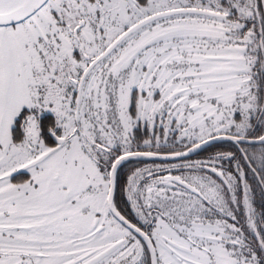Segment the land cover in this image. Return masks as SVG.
<instances>
[{
  "label": "snow or ice",
  "instance_id": "1",
  "mask_svg": "<svg viewBox=\"0 0 264 264\" xmlns=\"http://www.w3.org/2000/svg\"><path fill=\"white\" fill-rule=\"evenodd\" d=\"M256 187L264 0H0V264H264Z\"/></svg>",
  "mask_w": 264,
  "mask_h": 264
},
{
  "label": "flooded vegetation",
  "instance_id": "2",
  "mask_svg": "<svg viewBox=\"0 0 264 264\" xmlns=\"http://www.w3.org/2000/svg\"><path fill=\"white\" fill-rule=\"evenodd\" d=\"M225 149H226V148H225ZM215 150H216V149H209V151H215ZM206 154H207L206 152H202V153L200 154V156L202 157V156H204V155H206ZM191 158H192V159H197V158H199V157H197V156H192ZM143 163H149V164H151V163H162V162H160V161H143ZM132 166H134V165H128L127 167L130 168V167H132ZM138 166H143V164L138 165ZM125 171H127V168H126ZM249 179H250V181H251V177H249ZM253 183L255 184L254 181H253ZM254 197H255V205H256L257 209L260 210V208H261L262 206H264V196L261 195V191H260V189H259L258 187L255 188V191H254Z\"/></svg>",
  "mask_w": 264,
  "mask_h": 264
},
{
  "label": "trees",
  "instance_id": "3",
  "mask_svg": "<svg viewBox=\"0 0 264 264\" xmlns=\"http://www.w3.org/2000/svg\"><path fill=\"white\" fill-rule=\"evenodd\" d=\"M225 148H226V146H225ZM256 148L258 149L259 148V145H256Z\"/></svg>",
  "mask_w": 264,
  "mask_h": 264
},
{
  "label": "water",
  "instance_id": "4",
  "mask_svg": "<svg viewBox=\"0 0 264 264\" xmlns=\"http://www.w3.org/2000/svg\"><path fill=\"white\" fill-rule=\"evenodd\" d=\"M145 161H152V160H145ZM156 161H159V160H156ZM160 162H162V161H160Z\"/></svg>",
  "mask_w": 264,
  "mask_h": 264
}]
</instances>
